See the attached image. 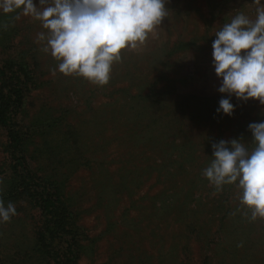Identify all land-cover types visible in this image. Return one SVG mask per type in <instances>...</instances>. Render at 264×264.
Listing matches in <instances>:
<instances>
[{"label": "rangeland", "instance_id": "rangeland-1", "mask_svg": "<svg viewBox=\"0 0 264 264\" xmlns=\"http://www.w3.org/2000/svg\"><path fill=\"white\" fill-rule=\"evenodd\" d=\"M165 6L168 18L145 45L122 51L105 86L53 75L57 61L36 43L40 22L0 10V43H8L0 58L22 51L35 81L15 117L33 125L27 162L63 185L79 232L77 264H264V220L242 214L235 184L216 192L202 175L212 143L236 138L251 150L248 125L264 121L256 99L232 96L233 115L216 112L228 97L212 64L215 32L238 12L254 19L255 5ZM3 142L0 129V190L9 175ZM12 203L17 214L0 223V264H49L31 250L37 208Z\"/></svg>", "mask_w": 264, "mask_h": 264}, {"label": "clouds", "instance_id": "clouds-1", "mask_svg": "<svg viewBox=\"0 0 264 264\" xmlns=\"http://www.w3.org/2000/svg\"><path fill=\"white\" fill-rule=\"evenodd\" d=\"M253 3L254 19L238 12L215 32L212 64L221 79L218 91L228 97L219 100L217 113L233 115L232 96L264 105V3ZM165 5L166 0H0L4 14L15 12L16 19L23 15L40 22L44 31L37 34L36 43L57 61L53 75L58 70L97 86L109 83L123 50L145 45L168 18ZM248 129L251 150L236 138L212 143L213 159L202 175L216 192L235 184L241 191L242 214L254 222L264 220V121L252 122ZM16 214L15 205L5 206L0 198V223Z\"/></svg>", "mask_w": 264, "mask_h": 264}, {"label": "trees", "instance_id": "trees-1", "mask_svg": "<svg viewBox=\"0 0 264 264\" xmlns=\"http://www.w3.org/2000/svg\"><path fill=\"white\" fill-rule=\"evenodd\" d=\"M7 46L8 43H0L4 51ZM22 53L0 58V129L9 173L0 190V198L5 206L23 198L37 208L39 225L35 228L31 249L34 254L49 264H77L79 232L74 214L65 203L63 185L29 166L27 142L34 131L33 125L22 127L15 120L22 107L23 95L35 83L30 62ZM33 123L38 125L36 121Z\"/></svg>", "mask_w": 264, "mask_h": 264}]
</instances>
